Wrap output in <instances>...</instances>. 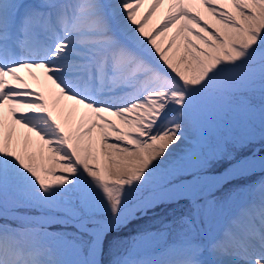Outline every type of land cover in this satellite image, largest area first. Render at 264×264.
I'll return each mask as SVG.
<instances>
[{"label": "snow or ice", "instance_id": "snow-or-ice-1", "mask_svg": "<svg viewBox=\"0 0 264 264\" xmlns=\"http://www.w3.org/2000/svg\"><path fill=\"white\" fill-rule=\"evenodd\" d=\"M0 264H264V0H0Z\"/></svg>", "mask_w": 264, "mask_h": 264}, {"label": "rangeland", "instance_id": "rangeland-1", "mask_svg": "<svg viewBox=\"0 0 264 264\" xmlns=\"http://www.w3.org/2000/svg\"><path fill=\"white\" fill-rule=\"evenodd\" d=\"M151 24V22H150ZM39 72H36L35 78L37 80H40V76H38ZM237 183V182H234ZM229 187L231 185H228ZM223 192V191H222ZM187 207L186 201H181L179 205L177 204H171L167 207L162 206L161 208H158L156 210L155 215L153 213H149L148 216L143 218H138L130 222L126 227L122 228L117 233H111L108 237V240H112L115 238H119L121 240L128 241L132 237L137 236L140 232L143 231H159L162 228V225L160 223L161 220H163L165 223L169 222L171 220V213L175 210V213L179 215L182 213ZM126 247V245H125ZM163 247V244L153 241L151 243V246L146 249L149 253H156L159 252ZM105 261L109 259V256L107 254V248H105V255L103 257Z\"/></svg>", "mask_w": 264, "mask_h": 264}, {"label": "bare ground", "instance_id": "bare-ground-1", "mask_svg": "<svg viewBox=\"0 0 264 264\" xmlns=\"http://www.w3.org/2000/svg\"><path fill=\"white\" fill-rule=\"evenodd\" d=\"M151 25V24H150ZM149 25V26H150ZM36 72H39L38 73V76H40V80H43L44 77H43V73L42 71L40 70H31V74H30V71L29 70H24L23 72H21V75L24 76V78L30 83L32 84L33 86H35V83H36V80L37 78H35V80L33 79V74L35 76Z\"/></svg>", "mask_w": 264, "mask_h": 264}]
</instances>
